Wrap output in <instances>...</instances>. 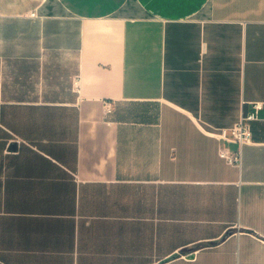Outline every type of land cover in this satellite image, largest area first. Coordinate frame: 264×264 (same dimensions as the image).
Returning a JSON list of instances; mask_svg holds the SVG:
<instances>
[{"label": "crops", "instance_id": "crops-1", "mask_svg": "<svg viewBox=\"0 0 264 264\" xmlns=\"http://www.w3.org/2000/svg\"><path fill=\"white\" fill-rule=\"evenodd\" d=\"M0 264H264V0H0Z\"/></svg>", "mask_w": 264, "mask_h": 264}, {"label": "built area", "instance_id": "built-area-1", "mask_svg": "<svg viewBox=\"0 0 264 264\" xmlns=\"http://www.w3.org/2000/svg\"><path fill=\"white\" fill-rule=\"evenodd\" d=\"M32 16H35L32 13ZM74 90L78 92L79 79L74 80ZM263 108L262 103H254L248 112L242 113L239 120L231 127L213 128L208 132L212 137L222 143L219 156L230 165L239 166L242 160V147L252 143V123L259 119V113ZM105 113L110 114L113 110L110 102H105ZM237 144L235 151H230L226 144Z\"/></svg>", "mask_w": 264, "mask_h": 264}, {"label": "water", "instance_id": "water-1", "mask_svg": "<svg viewBox=\"0 0 264 264\" xmlns=\"http://www.w3.org/2000/svg\"><path fill=\"white\" fill-rule=\"evenodd\" d=\"M15 148H16V146L15 145H12L11 149L14 150Z\"/></svg>", "mask_w": 264, "mask_h": 264}]
</instances>
